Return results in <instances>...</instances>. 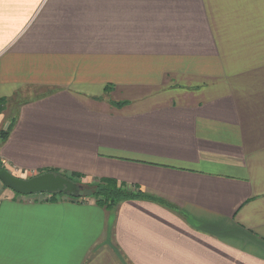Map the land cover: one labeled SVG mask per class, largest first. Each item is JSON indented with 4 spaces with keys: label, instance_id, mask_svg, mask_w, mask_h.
<instances>
[{
    "label": "crops",
    "instance_id": "crops-1",
    "mask_svg": "<svg viewBox=\"0 0 264 264\" xmlns=\"http://www.w3.org/2000/svg\"><path fill=\"white\" fill-rule=\"evenodd\" d=\"M0 101L12 173L152 197L0 189V264H264V0H0Z\"/></svg>",
    "mask_w": 264,
    "mask_h": 264
},
{
    "label": "trees",
    "instance_id": "trees-1",
    "mask_svg": "<svg viewBox=\"0 0 264 264\" xmlns=\"http://www.w3.org/2000/svg\"><path fill=\"white\" fill-rule=\"evenodd\" d=\"M3 103H4L3 101H0V112H2L3 110V106H4ZM12 127H13V124L11 123L8 125L7 129L3 130L0 133V138H1L0 145L3 144L7 140L8 135L12 130ZM46 172H52L55 174L62 175L72 180L75 183H77L76 182L77 180H81V177H79L78 175L67 177L66 174H61L57 171H46ZM87 188L88 189H85L82 192L80 198L69 197V199L74 200V201L94 200L98 207L108 210V211H116L119 205L125 201L145 199V198L152 199V197L145 195L138 188L128 187L127 185L121 184L118 181L113 180V179L98 180L93 184H88ZM59 196H64V195H57V194L50 195L49 200L55 201Z\"/></svg>",
    "mask_w": 264,
    "mask_h": 264
},
{
    "label": "water",
    "instance_id": "water-1",
    "mask_svg": "<svg viewBox=\"0 0 264 264\" xmlns=\"http://www.w3.org/2000/svg\"><path fill=\"white\" fill-rule=\"evenodd\" d=\"M0 183L4 188L21 196L65 195L80 198L84 186L52 172L41 173L29 179L15 176L7 169L0 170Z\"/></svg>",
    "mask_w": 264,
    "mask_h": 264
},
{
    "label": "rangeland",
    "instance_id": "rangeland-1",
    "mask_svg": "<svg viewBox=\"0 0 264 264\" xmlns=\"http://www.w3.org/2000/svg\"><path fill=\"white\" fill-rule=\"evenodd\" d=\"M17 108H18V104H13L11 107H10V113H7L8 114V118H11V117H13L14 115H15V112H16V110H17ZM12 119V118H11ZM3 126V124H0V133L3 131V130H5V129H7L8 128V125H7V127L6 128H4V127H2ZM0 143H1V138H0ZM3 168H5V169H7L9 172H11L12 173V171H11V169H9L5 164H3V162H2V159H1V157H0V169H3ZM12 174H14L15 176H17V177H20V178H23V179H29V178H32V177H28V176H24V177H21V176H19L18 174H17V172H14V173H12ZM36 176V175H35ZM34 177V176H33ZM77 182V184H80V185H82V186H84V190L85 189H88L87 188V185L88 184H93V183H95V182H92V183H86V182H83L82 180H77L76 181ZM0 189H4V187H3V185L0 183ZM6 189V188H5ZM90 189V188H89ZM132 189V188H131ZM65 196V195H64ZM42 197H48V198H50V195H47V196H45V195H43ZM66 197V196H65ZM68 197V196H67Z\"/></svg>",
    "mask_w": 264,
    "mask_h": 264
}]
</instances>
